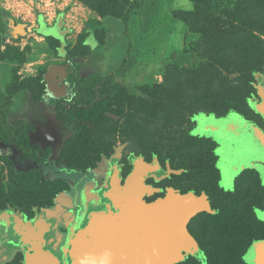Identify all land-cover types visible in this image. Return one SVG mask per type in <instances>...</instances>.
Here are the masks:
<instances>
[{"label":"rangeland","instance_id":"obj_1","mask_svg":"<svg viewBox=\"0 0 264 264\" xmlns=\"http://www.w3.org/2000/svg\"><path fill=\"white\" fill-rule=\"evenodd\" d=\"M245 1L129 0L130 5L137 3L138 7L130 14L126 27L122 18L108 15L128 10L126 0H0V61L6 62L4 67L11 62L16 65L10 85L43 96L50 83L45 75L59 68L62 73L57 78V89L64 92L59 103L63 148L49 166L35 168L33 164L17 163L21 145L13 143L0 129V208L11 206L33 220L42 211L50 213L56 200L77 211L74 195L63 190L68 184L75 186L82 172L96 168L98 161L104 164L106 173L85 193L88 202L96 200L87 205L90 219L82 216L77 221L79 226L61 234L52 250L61 255L64 264H73L70 248L87 229L82 227L83 219L91 223L92 219H114L118 213L116 197L105 198L106 192L95 188L101 184L109 191L112 176L124 182L139 159L155 171L139 182V186L149 188L145 198L152 201L169 191L191 192L208 201L202 213L208 214L210 222L204 216V226L209 225L212 232L204 228L203 233H218L216 228L224 223L220 209L229 206V218L236 217V194L230 187L258 184L247 160L234 169L226 167L228 153L239 155L236 145L229 143L232 134L227 131L234 129L236 140L240 134L230 123L225 125V134L220 129L236 117L244 120L245 129L250 125L264 127V111L260 109L264 104V72H254L244 103L224 98L227 88L239 83L240 74L228 70L223 65L221 48L214 51L208 42L217 37L223 41L222 29H234L223 24L231 13L239 14L237 21H248L250 5L242 6ZM256 1L257 7L264 4V0ZM117 5H125L123 12H115ZM58 23L70 30L65 37V54L60 51V40L46 32ZM187 71L200 73L189 81ZM29 73L31 76H25ZM215 100L218 104H212ZM6 120L15 124L8 117ZM5 144H12V154L2 150ZM41 156L47 159L48 153ZM58 161L64 166H56ZM62 169L67 179L54 176ZM72 173L77 176L74 182ZM90 179L82 178L79 189ZM64 194L69 199L62 198ZM242 206L243 222L238 214L233 228H229L235 233V238L229 239L232 245L216 255L206 254L202 246L203 261L244 264L248 251L264 241V209L257 206L258 221L244 203ZM197 237L199 240V232ZM205 241L201 239L202 244Z\"/></svg>","mask_w":264,"mask_h":264},{"label":"water","instance_id":"obj_2","mask_svg":"<svg viewBox=\"0 0 264 264\" xmlns=\"http://www.w3.org/2000/svg\"><path fill=\"white\" fill-rule=\"evenodd\" d=\"M46 32L60 40V51L65 54L68 29L58 23ZM260 109L264 111V104ZM235 145L239 155L248 153L252 159L264 161V132L260 128L251 125ZM153 168L138 160L125 185L119 186V180L113 183L119 212L114 219L91 220L90 226L74 240L73 264H173L182 257L189 239L188 219L203 209L204 202L187 196L182 203L178 195L170 192L163 199L147 203L142 196L149 188L139 186V182ZM35 228L17 227L19 240L15 244L23 242L27 247L26 264H59L58 257L44 248L43 231L33 234ZM29 250L34 252L28 253ZM248 260L264 264V242L249 251Z\"/></svg>","mask_w":264,"mask_h":264},{"label":"flooded vegetation","instance_id":"obj_3","mask_svg":"<svg viewBox=\"0 0 264 264\" xmlns=\"http://www.w3.org/2000/svg\"><path fill=\"white\" fill-rule=\"evenodd\" d=\"M59 103H60V99L58 100V103H57V109H58V117H59L60 122H61V129H62L63 119L60 116ZM236 119H238V120H236ZM19 121H24V120H18V121L13 122V123H17ZM24 122L26 123V121H24ZM90 122L91 121H89L87 123H90ZM227 123L232 124L231 126L233 128H237L238 129L237 133H239L240 135H244V133H246L251 126L250 125L248 127V129H245L244 128L245 127L244 120L241 117H236L234 119V122H225L224 127L222 129H220L222 134H225L224 128H225V125ZM253 126H256V125H253ZM26 127H27L26 129H27V137H28L29 127H28L27 123H26ZM216 127H217V125H216ZM256 127L260 128L264 132V127L259 126V125ZM227 132L232 134V135H229V137H230L229 143H231V145H235V141L237 138L235 130L231 129V130H228ZM28 141H29V139H28ZM63 142H64V136L62 133V144L60 145L57 154H60V149L63 148ZM13 143L19 144V143L14 142V141H13ZM29 144H30V142H29ZM5 145L10 146V149L12 147L11 146L12 144L11 145L5 144ZM30 147H31L32 151H35L37 153V159H39L41 161L25 157L24 156V149L22 146H21L22 149L21 148L19 149L20 156L22 154L24 159L31 160V162H33L32 164L35 165V168H40L39 166H41V165L49 166V163L52 162V161H50V160H52V158H51L52 151H53L52 148L47 147L45 149H42L41 147L32 146L31 144H30ZM101 148H103V147H101ZM229 151H230V149H229ZM43 152L48 153L47 159L41 156ZM7 154H10V153L7 152ZM57 154H56V156H57ZM231 155H232V153L230 152L226 156V159H225L226 167H230L231 169L232 168L234 169L235 166H237V164H239V162L247 160L251 164L249 169H252L258 177V184H255V186L254 185H248V186L240 187L238 189L235 188L234 186L230 187L233 189L232 192L236 194V200H237V203H236L237 205L235 206V208L233 210V213H234L233 216L237 217L238 214H241V217H239L240 223L243 222V210H241V208H243L242 203H244L245 209L252 211L253 215L255 216V220L260 221L259 218L257 217V215L255 214L256 213L255 210L257 209V206L264 209V161L263 160H254L248 155V153H244L243 155H238V156H233V157ZM138 160L139 159L134 161L133 170L131 173L134 172L135 165H136ZM140 161H142V160H140ZM142 162L144 163L145 166L149 167V165H147V163H145L144 161H142ZM60 165L64 166V162L58 161L56 163V166H60ZM103 165H101V162L98 161V165L94 166L96 168H92L86 172H82V174H81L82 177H81V179L79 178V181L76 182L75 186L72 184H68L67 187L63 190V191H66V193L68 192V193H72L74 195V200L76 199L75 206L78 208L77 211L74 208L69 210V207L60 203L58 200H56L54 205L52 207H50V210H52L50 213L42 211L41 213H39L37 215L36 219L33 220V218L29 219L26 215L15 210L11 206L1 207L0 212L6 211L7 213H9L11 215H9L8 217H5V216H2L3 213H0V264H26V253L28 251L27 247L25 246V244L23 242L20 244H17V245L15 244L19 240V237H18L19 235L17 234V227H19V229L20 228H26V229L35 228V226L37 228H42L43 229L42 231L44 233L43 238L45 239V243H44L45 247L44 248H47V249L52 251L53 247L59 243V239H60L61 234L64 236V233H69L71 231V229H73L75 226L76 227L79 226V223H77V221L80 222L82 220L81 219L82 216L86 215L88 218L89 214H91V213H90V208L87 205H89L90 203L94 204L96 200H95V198H93L91 202H88L89 196H88V199L86 197L87 190L90 189L93 184L99 183L98 181L101 180L100 178H101L102 174L106 173L105 168L102 167ZM152 170L153 169L147 170L144 173V176L146 174H151V173L155 172L154 170L153 171ZM150 171H152V172H150ZM157 171H160V170L158 169ZM91 172H93V175H92V177H89ZM73 174L74 173H72V175H70L73 179L72 182H74L75 178L77 177L75 174H74L75 175V177H74ZM113 174H115V173H113ZM54 176H57V178H65V179L68 178L67 177L68 174H66V172L63 171V169H62L61 174H54ZM85 177L91 178V179L88 180L87 184L83 187L82 190H80L79 189V187L81 185L80 181L82 180V178L85 179ZM127 179H125V181L123 182V181L117 179V177L115 179L112 176V178H111L112 188L109 191H108L109 187H107V186L102 187L101 184H99V187L97 185L95 190L100 189L103 191L102 193L106 192V194L104 193L105 198H106V196L108 197V195L109 196H111V195L115 196V192L113 191V187H114L113 183L116 180H119V186H122V185H125ZM141 187H143V186H141ZM170 192L178 195L180 198V202H182V203L184 202V200L187 196H192L197 201L202 199L204 202L203 206L208 205L207 200H205L203 198L198 199L196 196L192 195L191 192H188V194H181L179 192L169 191L166 194H163V195L158 196L157 198H154V200H152V201H150L152 198H149V197L145 198V196L147 194H144L142 196V198L147 203H151V202H154L156 200L165 198ZM62 198L69 199L68 195H66V194H64L62 196ZM209 200H210V202H212L213 205L215 204L212 199H209ZM116 201H117V199H116ZM245 201H246V203H245ZM250 201H255L256 205H252ZM59 209H61V211H59ZM205 210L206 209H204V210L202 209V210L196 212L195 214H193L188 219V222L186 225V230L188 232V237H189V239L187 240L188 245H187V248L182 249V257L179 260H177L176 262H174L173 264H208V261L202 260L205 258L202 256L205 254V252L202 251V249H203L202 246L205 247L206 254H209V255L215 254L216 255V254H221L222 252H226V250L229 249V246L232 245V241H230L229 239H230V237L235 238L234 237L235 233H233L232 230H229V228H230V226H232V228H233L234 221L236 220V217H233L232 219L229 218L230 216H228V214H227L228 210H229V206L226 209H220L221 212L219 211L220 212V219L221 220L223 219L222 221L224 222V223H221V227L216 228L220 231L218 233H215V234L210 233L208 236L206 235V233H203L204 232L203 229L207 228L208 230H210L212 232V228L209 225L207 227L204 226L203 217L206 216V218L208 220V214L206 215L205 212L202 213V211H205ZM118 212H119V209H118ZM77 213L79 215H81L80 217L78 216L79 218L76 217ZM200 213H202L201 217L198 216V214H200ZM49 214H51L53 216L50 217ZM224 214H226V216ZM41 216L43 217L42 219H40ZM88 219H90V218H88ZM88 222L89 221H87V219H83L82 227H86V226L89 227L91 223H88ZM208 222H210V221L208 220ZM205 224H208V223L205 222ZM197 232H199V235H200L199 240L197 237ZM229 232H231V233H229ZM208 238L211 240V243H212L211 246L208 245ZM201 239H204V241L206 239L207 241H205V243L202 244ZM12 241H13V243H12ZM262 242H264V241H262ZM258 246H259V244L256 246V248ZM72 247H73V245L71 246L70 249H72ZM249 251H248V253H249ZM33 252H34L33 250L32 251L29 250L28 253H33ZM198 252L201 255H198ZM52 253L58 257L59 264H64V260L59 253L54 252V251ZM248 253L246 255V258L245 259L243 258V260H242L243 263L244 264H255V263L248 260ZM19 256H21L20 260H19V258H20Z\"/></svg>","mask_w":264,"mask_h":264},{"label":"trees","instance_id":"obj_4","mask_svg":"<svg viewBox=\"0 0 264 264\" xmlns=\"http://www.w3.org/2000/svg\"><path fill=\"white\" fill-rule=\"evenodd\" d=\"M126 1L128 2L129 0ZM128 4L130 5V2H128ZM135 4L130 5V8L125 12H123V8L126 4L121 7H118L117 5V7L115 8V12H117L119 9L123 13H114L108 15L122 18L127 27L130 20V14L132 13V11H134L135 8L138 7L137 3ZM242 4V6L250 5V9H248L247 11L248 13H251V16L247 18L248 21H237L236 17L239 16V14L235 11L228 17L229 20L227 19L223 22V24H228V26L234 28L232 30L222 29L221 35L225 39L221 41L220 37H217L215 39H212V43L210 42V39H208V42L211 44V46H209L211 49L216 51L218 48H221L223 60L225 59V63H223V65L226 66V68L231 72H233V70H236L240 74L239 83H236V85H230L227 88V95L229 96L225 94L223 95V97H229L231 98V101L233 98L241 104L246 101V93L247 90L251 88V83L254 78V72H264V4L262 3L261 6L257 7L256 0H246L245 2H242ZM246 22L248 24H246ZM253 30H256L257 33ZM229 31L231 32L229 33ZM197 73L200 72L198 71ZM197 73H191L187 71L185 77L190 81V79L195 77V74ZM187 75H192V77H189ZM12 82L13 78L11 82L6 86V93L2 92V90L0 89V129L2 130V132L8 134L14 140V142L19 143L23 147L25 157L41 161L37 159V153L31 150L27 137L26 123L24 121H19L14 125H10L9 123H7V111L12 105V94L17 91L14 86L12 87V85H10L12 84ZM33 95L35 98L42 97L41 95L36 96L35 93H33ZM220 96L221 95H218V97ZM200 98L201 96H199L198 99ZM197 102L199 103V101ZM216 103L218 104L217 100H215L212 104ZM94 112L95 111H92L91 114Z\"/></svg>","mask_w":264,"mask_h":264},{"label":"crops","instance_id":"obj_5","mask_svg":"<svg viewBox=\"0 0 264 264\" xmlns=\"http://www.w3.org/2000/svg\"><path fill=\"white\" fill-rule=\"evenodd\" d=\"M134 30L136 33V29ZM68 31L70 32L69 29ZM4 63L6 62L0 61V89L2 92L6 93V86L12 80L13 69L16 65L11 62L10 65H5L7 67H4ZM38 68L39 66H36V70ZM33 70L34 69H32L31 74H34ZM59 72L62 73L61 69L52 68L45 75V77L50 80V83H47L46 93L43 94L41 98H35L32 90L29 88H21L17 90L14 94H12V105L7 111L8 120L11 123L18 120L26 121L29 127L28 139L32 146H38L42 149L47 147L52 148V159L56 158L58 149L62 144V129L57 109L58 100L63 94L62 91L57 89V87H60L57 86L59 84V82H57ZM31 74L25 76H31ZM124 74L126 73L124 72ZM2 148V150L8 153L12 152L10 146L6 145L2 146ZM16 162L21 165L29 164V166H31L33 163L29 159H24L22 154L19 156V158H16ZM59 211H61V209H59ZM0 213H3L2 216L5 217L11 215L6 211Z\"/></svg>","mask_w":264,"mask_h":264},{"label":"bare ground","instance_id":"obj_6","mask_svg":"<svg viewBox=\"0 0 264 264\" xmlns=\"http://www.w3.org/2000/svg\"><path fill=\"white\" fill-rule=\"evenodd\" d=\"M43 229L42 228H38V229H36L34 232H33V234H39V233H41V231H42Z\"/></svg>","mask_w":264,"mask_h":264}]
</instances>
